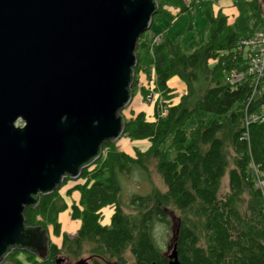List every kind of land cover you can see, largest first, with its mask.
<instances>
[{
	"label": "trees",
	"instance_id": "trees-1",
	"mask_svg": "<svg viewBox=\"0 0 264 264\" xmlns=\"http://www.w3.org/2000/svg\"><path fill=\"white\" fill-rule=\"evenodd\" d=\"M155 1L158 11L151 26L163 18L172 23L188 12L184 0ZM232 2L237 11L233 21L205 2L206 37L188 54L165 34L158 43L145 39L146 33L140 36L130 90L133 96L137 91L147 95L138 89L137 75L142 73L160 99L151 121L144 113L124 120L117 142L147 140L149 147L131 158L118 150L117 142H104L100 157L79 173L85 182L74 181L65 193L79 194L78 204L70 207V218L80 221L75 235L60 232L58 215L67 209L58 193L61 186L23 211L27 227H52L60 245L50 241L44 260L13 249L4 264H56L61 252L77 258L84 244L90 245L92 264L106 258L125 264V251L134 264H167L153 231L157 224L169 225V206L179 213L174 240L179 264H264V187L257 185L264 177V77L248 72L247 53L240 45L264 28V10L260 0ZM232 72L241 77L228 81ZM172 77L185 87L175 105L167 103L173 99L167 85ZM190 119L194 124L187 128ZM147 158L154 161L166 191L132 196L130 214H125L118 177L136 169L150 182ZM225 175L227 190L221 192ZM107 206L114 211L101 224L99 212Z\"/></svg>",
	"mask_w": 264,
	"mask_h": 264
},
{
	"label": "water",
	"instance_id": "water-1",
	"mask_svg": "<svg viewBox=\"0 0 264 264\" xmlns=\"http://www.w3.org/2000/svg\"><path fill=\"white\" fill-rule=\"evenodd\" d=\"M157 11L155 0H0V264L13 249L47 258L48 232L23 211L121 137L137 41ZM165 258L179 264L175 241Z\"/></svg>",
	"mask_w": 264,
	"mask_h": 264
},
{
	"label": "rangeland",
	"instance_id": "rangeland-1",
	"mask_svg": "<svg viewBox=\"0 0 264 264\" xmlns=\"http://www.w3.org/2000/svg\"><path fill=\"white\" fill-rule=\"evenodd\" d=\"M184 1L188 6V12L179 14L172 23L169 22L166 18H163L159 24H154L153 26L150 27V29L147 32H145L146 33L145 39H149L150 41H155L158 43L162 38V34H165L172 42L179 44L180 49L184 54H188L192 52V50H194L195 48L199 47L204 42L206 37L208 24L203 13V5L205 4V2H208L214 11L217 8L223 9V11L221 12L222 14H224V11L229 9V7L227 6L232 2V0H184ZM168 11H170L173 15L177 13V10H173L172 8H168ZM229 18L232 19L233 17L231 16ZM246 53H247V63H248L249 52L246 51ZM234 74H236V77H234ZM139 76H142L143 80ZM240 76H241L240 73L233 72L227 76V79L228 81H233V79L239 78ZM145 81H147V85L150 86V88L147 87H145L146 89L144 88L146 90L145 93L147 95L144 96V93H140L139 91H137L136 94H134V96L132 95L129 105L121 112L123 121L129 120L130 118L134 117V115L139 109H142V111L139 113H144L145 117H149L151 115L152 109H154L155 103L160 99V96L153 92L154 88L152 87V83L148 82V79L142 73H139L137 75L138 89L143 88L141 87V85L142 82L144 83ZM167 85L171 87L170 90H172V95H173V99L167 103H171V105H175L179 102L178 96L183 94L184 92V86L175 77H172L167 82ZM193 124H194V120L190 119L186 127L190 128L193 126ZM16 125L22 126V123L17 122ZM117 141H115V143ZM147 142H148L147 140L130 141V146L133 147L132 149L133 157L131 158L136 157L135 154L136 150H138L139 152H144L146 150ZM116 146L118 148L119 146L118 142L116 143ZM118 150L123 152L124 147L118 148ZM102 152H103L102 157L106 156L107 154L106 151L104 150ZM145 166L149 174L150 182L147 180V178L144 176V174L141 171H138L136 169H133L127 175H122L118 177L121 186L120 201L122 203V210L125 214H128L130 212L127 206L132 196L134 195L145 196L149 194L152 189H156L159 192L166 191V187L160 175L155 170L154 161L150 158H147L145 160ZM74 181H79V183L82 184L85 182L84 179H78V178L74 180L70 179L67 182L64 181L62 185L60 184L59 187L61 186L62 187L58 191L63 201H64V197L68 201V203H66L67 209L64 212H61L62 214L60 213L61 214L60 216L61 223H59L60 232L66 233L70 237L74 236L75 232L78 229L76 231H73L75 224L72 222L74 220L70 218L71 206L68 205H70L71 201H73V203L77 202V195L75 193H72L70 196H65L64 193L66 191L65 189L68 190L71 188L70 186ZM227 182H228V178L227 175H225L221 180V186H220L221 192H226ZM257 185L264 187V177L262 178L259 177ZM113 211H114L113 206H107L101 209L99 212L101 216L100 223L107 224L109 222L110 215L113 213ZM166 213H167L166 217L169 221V225L164 226L163 224H157L155 225L153 231L154 241L159 247V250L164 257L167 256L171 251L174 242V235L176 233V229L178 226V217H179L178 211L172 206L166 207ZM38 221L42 222L44 221V218L40 217L38 218ZM45 230L47 232L48 230L51 231L52 227L48 226ZM48 235L51 242L53 241V243H55L56 245H60L61 242L60 239L53 236L51 232H48ZM89 249H90V245L84 244L81 249V253L77 258L71 257L65 252H61L59 254V259L63 260L61 264H75L80 261H84L88 264H92L93 257L90 256ZM122 257L125 261V264H134V261L129 251H125ZM96 260L98 261L99 264H117L115 259L106 258V260L105 259L104 260L96 259Z\"/></svg>",
	"mask_w": 264,
	"mask_h": 264
},
{
	"label": "built area",
	"instance_id": "built-area-1",
	"mask_svg": "<svg viewBox=\"0 0 264 264\" xmlns=\"http://www.w3.org/2000/svg\"><path fill=\"white\" fill-rule=\"evenodd\" d=\"M240 45L244 48L245 51L249 52L248 72L257 74L259 78L263 77L264 76V28L258 30L250 39L241 41ZM234 77H236V74H234Z\"/></svg>",
	"mask_w": 264,
	"mask_h": 264
},
{
	"label": "crops",
	"instance_id": "crops-1",
	"mask_svg": "<svg viewBox=\"0 0 264 264\" xmlns=\"http://www.w3.org/2000/svg\"><path fill=\"white\" fill-rule=\"evenodd\" d=\"M227 7H229V9L228 10H226V11H224V15H226L227 17H228V19L229 20H231V21H233V19L237 16V11H236V9H235V7H234V5H233V2H231ZM217 11H223V9H221V8H217V9H215V12H217ZM233 17L232 19H230L229 17ZM141 79H142V76H139ZM176 78V77H175ZM178 81H179V79L178 78H176ZM143 80V79H142ZM180 82V81H179ZM144 84H145V86H144ZM184 86V85H183ZM141 87H143L142 89L143 90H145L146 88L145 87H147V88H150V86L149 85H147V81H145L144 83L142 82V85H141ZM169 88H171L170 86H168ZM145 88V89H144ZM146 91V90H145ZM185 93V87H184V92H183V94ZM183 94H181V95H183ZM181 95H179L178 96V98H180V96ZM140 98V97H139ZM179 101V100H178ZM142 111V109H139L137 112H136V114H138L139 112H141ZM152 115H153V109H152V111H151V115L149 116V117H146V119L148 120V121H151L152 120ZM118 144H119V146H120V148H123L124 147V150H123V152L125 153V154H127L128 156H130V157H133L132 156V154H133V152H132V149H133V147H131L130 146V140L129 141H127V142H125L123 145L121 144V142L119 143L118 142ZM149 147V143L147 142V146H146V149ZM135 149V148H134ZM79 183V182H78ZM76 184V182H72V185L70 186V187H72V186H74ZM69 188V187H68ZM66 191H67V189H65ZM66 191H65V193H66ZM65 193H64V195H65ZM72 193H75L76 195H77V202H74L73 203V201H71V203H70V205H68V206H71L72 204H75V205H77L78 204V200H79V194L77 193V192H72ZM66 196V195H65ZM64 201L66 202V203H68V201L66 200V198L64 197ZM62 214V213H61ZM61 214L58 216V221H59V223H61L60 222V216H61ZM67 217H69V216H67ZM74 224H75V226H74V230L73 231H76L78 228H79V226H80V221H78V220H74V221H72ZM48 232H51L52 233V230L50 231V230H48ZM58 239H60V238H58ZM53 242V241H52Z\"/></svg>",
	"mask_w": 264,
	"mask_h": 264
},
{
	"label": "bare ground",
	"instance_id": "bare-ground-1",
	"mask_svg": "<svg viewBox=\"0 0 264 264\" xmlns=\"http://www.w3.org/2000/svg\"><path fill=\"white\" fill-rule=\"evenodd\" d=\"M130 88H131V86H130ZM131 91V90H130Z\"/></svg>",
	"mask_w": 264,
	"mask_h": 264
}]
</instances>
